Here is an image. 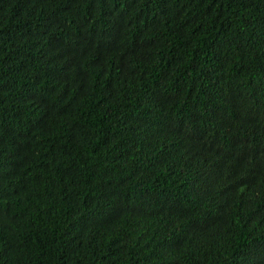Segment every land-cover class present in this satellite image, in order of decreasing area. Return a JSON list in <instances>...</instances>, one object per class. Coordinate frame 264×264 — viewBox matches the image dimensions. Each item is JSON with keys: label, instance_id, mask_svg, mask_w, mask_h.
Returning a JSON list of instances; mask_svg holds the SVG:
<instances>
[{"label": "trees", "instance_id": "obj_1", "mask_svg": "<svg viewBox=\"0 0 264 264\" xmlns=\"http://www.w3.org/2000/svg\"><path fill=\"white\" fill-rule=\"evenodd\" d=\"M0 264H264V0H0Z\"/></svg>", "mask_w": 264, "mask_h": 264}]
</instances>
